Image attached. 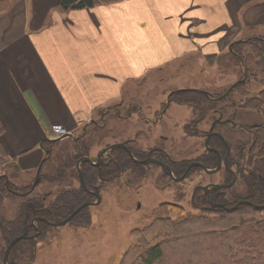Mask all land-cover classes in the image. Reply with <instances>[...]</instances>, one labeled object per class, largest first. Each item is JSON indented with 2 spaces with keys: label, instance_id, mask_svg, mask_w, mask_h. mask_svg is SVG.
<instances>
[{
  "label": "crops",
  "instance_id": "1",
  "mask_svg": "<svg viewBox=\"0 0 264 264\" xmlns=\"http://www.w3.org/2000/svg\"><path fill=\"white\" fill-rule=\"evenodd\" d=\"M264 28V0H121L63 11L59 0H0V169L42 160L51 127L73 128L122 89ZM199 67V68H201ZM5 161V162H4Z\"/></svg>",
  "mask_w": 264,
  "mask_h": 264
},
{
  "label": "flooded vegetation",
  "instance_id": "2",
  "mask_svg": "<svg viewBox=\"0 0 264 264\" xmlns=\"http://www.w3.org/2000/svg\"><path fill=\"white\" fill-rule=\"evenodd\" d=\"M252 38L238 40L227 47L228 55L231 56L233 63L236 61L245 67L239 72V78L231 84L226 93L215 94L204 90H179L170 92L165 102L161 104H117L119 102H115L97 110L82 125L67 128L69 136L66 138L71 140V148L66 146L64 158L70 160L72 165H64L61 160L55 170L59 172L57 174L60 175L61 180L67 178L65 171L67 173L76 172L79 180L77 188L64 187L63 183L60 182L55 189V183H49V177H47V173H44L43 166L51 159L53 148H56L54 146L59 145L62 140L55 141L54 138L48 140L53 146L52 148L41 149L43 157L35 169L38 183L32 187L29 184L30 186L23 185L20 189H13L11 183L6 182L9 188L8 194L18 198L19 201L14 206L13 218L5 219V216L2 215L3 206L1 204L5 196L0 198V237L4 238L2 240L4 252L2 251L0 264H20L27 249L30 250L29 248L32 246V250L35 252L36 241L39 238H46L50 230L63 227L57 226V224L65 220L67 222L64 227L77 224L80 228L85 225L91 220L89 213L84 223L85 212L101 205L103 198L100 192L112 180L118 181L117 184L121 188L127 187L128 182H132L131 180L151 182L154 186L159 184L166 187L173 182L172 180L181 183L195 170H202L208 176H221L219 178L220 183H205L204 185V193L202 194L205 198L203 197V199L209 206L212 205L211 201L214 203L213 207H218L223 203L240 204L239 201L244 196L243 202H248L252 206L264 207V197H257L259 198L257 199L250 193L246 198L245 194L236 196V194L241 193L240 190H237L239 193L236 190L230 191L238 180L242 182L241 187L247 189L245 184L252 182L255 175L256 177L261 174L264 175V169L260 170L258 162L254 168L246 166V163L250 164V159L252 162L254 157L252 156L253 148H258L259 157L264 160V38ZM238 47L239 49L236 50ZM240 47L247 50L246 54L240 50ZM231 52L238 56V60L233 57ZM247 55L255 58L251 68L247 64ZM188 93L202 96L203 104L195 96L188 100H181V102L177 99L179 96ZM172 105H179L190 111L191 117L187 120L186 118L181 120V122L185 121L181 124L183 129L186 125L195 128L204 122L208 125V129L204 131L205 138L202 151L194 158L192 157V160L187 157L172 159L169 141L167 140L170 132L165 128L172 127L176 123V120L171 117ZM249 116L256 118L249 121ZM110 117V120H114L112 121L113 125L118 124L117 130L121 134L120 140L99 145L95 150L97 154L91 156L95 141L89 137V130L94 127L97 131H105ZM129 123L133 125L131 129H128ZM198 129L199 131H196L195 128L194 135H191H201L203 130L199 127ZM226 132L231 138V142L225 138ZM233 138L234 141H232ZM82 146L84 152L80 151ZM56 155L60 159L59 149ZM179 156L177 155V157ZM195 158L199 160L196 161ZM155 169L160 171V178L157 183H154V174H152ZM56 171L55 175H57ZM90 173L91 177L89 176ZM45 180L51 190H43V192L37 193L36 187ZM212 186L222 187L214 189ZM226 191L231 192L229 199L226 198L224 202H221L220 197L224 198ZM31 194H34V197H31ZM71 194H77L79 200L77 203L67 206L64 203V198L71 196ZM262 195L264 194L262 193ZM50 197L52 199L48 200ZM83 205L85 206L75 214L76 210ZM14 222L20 224V229L11 234L8 233L7 236V232H10ZM19 237L21 238L8 249L10 243Z\"/></svg>",
  "mask_w": 264,
  "mask_h": 264
},
{
  "label": "rangeland",
  "instance_id": "3",
  "mask_svg": "<svg viewBox=\"0 0 264 264\" xmlns=\"http://www.w3.org/2000/svg\"><path fill=\"white\" fill-rule=\"evenodd\" d=\"M256 27L257 29L254 27L253 29H249L251 31L245 34V36L241 34L240 40L253 39L252 37L264 38V28H261V26ZM238 49L239 47L236 48V50ZM240 50L245 54L247 52V50L242 47H240ZM230 57L227 50L224 51L217 61L213 62V65L216 67L211 69L205 67L206 71H204L203 67L200 65L203 63V66H206L205 64L211 61L201 62L195 59L197 57H194V59L189 62V65L186 67L187 69H179V66L163 68L160 72H155V74L148 75L136 81L133 87L130 86L133 85L132 83L124 87L122 89L121 99L117 104H161L165 102L170 92L179 90H204L211 91L215 94L226 93L229 91L231 84L239 78V72L245 67L236 61L233 63ZM247 57L248 67L251 68L255 58H252L250 55H247ZM193 96H195L198 101H201V103L204 102L202 96L191 93L179 96L177 99L181 102V100H188ZM171 117L176 120V123H174L172 127L169 126L165 128L170 132L169 139L167 140L169 141L172 159L187 157L190 158L189 160H192V157L194 158L202 151L205 138L204 131L208 129V125L204 122V124L198 126L203 130L201 135L192 136L195 133V128L196 131H199L198 127L194 128L193 126L186 125L183 129L181 126V124L185 122H181V120L185 118L187 120L191 117L189 110L187 111L184 107L179 105H172ZM255 118L254 116H249V121ZM110 119L111 117L108 118V125L105 131H97L94 127L90 128L88 135L95 141L94 147L91 150V156L97 154L95 150L99 145H106L110 142L120 140L121 134L117 130L118 124L113 125L114 123H112V121L114 120ZM132 127V123H129L128 129ZM64 130L68 133L66 128ZM52 136L55 135L52 134ZM224 136L229 140L231 139L228 137L227 132ZM70 141V139L66 138L59 142L60 146L55 145L54 147L56 148H53L51 159L49 158L50 160L43 166L44 173H47V177H49V183H55V189L60 182L63 183L64 187H78L79 180L76 172L67 173V171H65L67 176L66 180H61L58 174L55 175V168L59 162L61 163L56 152L58 149H62V147L63 149H65L66 146L71 148ZM232 141H234V138ZM52 146L51 144H44L43 148H52ZM80 151L84 152L83 146L80 148ZM252 152V156H254L252 162L250 159V164L247 162L246 166L254 168L257 164H262L261 169H264V160L259 157L260 153L258 152V148H253ZM177 155L180 156L177 157ZM194 160H196V158ZM198 160L199 159L196 161ZM256 162L258 163L256 164ZM18 164L17 160L12 159L5 167H1L0 184L4 182L11 183L13 189H20L23 185L28 186L29 184L31 187L34 186L37 180L36 167L23 172L24 170H22ZM152 174H154V183H157L160 178V171L155 169ZM113 176L117 177L115 174H113ZM220 177L221 176L218 175L208 176L207 173H203L202 170H195L191 175L187 176L185 181L180 183V181L176 182L172 180L173 182L166 187L159 184L154 186L151 182L131 180L132 182H128L127 187L123 186V188H121L119 184H117L118 181L112 180L100 192L103 198L101 205L90 208L87 212L84 211V223L86 222L88 214H91V220L89 222H86V224L82 225L80 228H78L77 224H73L72 226H63L50 230L46 238H39L36 241L37 245L35 252H33L32 246L29 248L30 250L27 249L25 251L20 264H127L132 257V251L134 252L138 249L141 243H145V240H147L150 246H155L157 244L151 237L147 236L143 238V236L149 235V231L144 228L153 221V216L158 206L170 205V207L177 208L174 209L176 215H179L178 212L181 211V215L183 216L188 214L196 215L212 207L208 210L211 211L209 213L212 215L208 213L207 216L215 218L221 217L222 215L218 208L213 207V201H211L212 205L209 206V204L205 203L202 194L204 193L205 183H220ZM258 177L261 179L260 176ZM241 185L242 182L238 180L234 188L230 191L234 192L235 190H240L241 193L237 191L239 194H236V196L245 194L246 198H248V194H250V191L251 193L253 192L254 187L251 186L250 182L248 185L245 184L247 189L241 187ZM35 190L38 193L43 192V190H51V187L45 180L41 182V185L37 186ZM230 191L224 192V198L222 197L221 200L220 197L221 202H224L226 198L227 200L229 199ZM3 196H5V199H3L1 203L3 206L2 215L5 216V219H11L14 216V206L18 203L19 199L11 194H4ZM30 196L34 197V194ZM51 199L52 197L48 198V200ZM244 200L245 198L242 196L239 202H243ZM228 204L230 209L241 205H247L255 209L253 206L244 203ZM156 215L159 216L158 214ZM172 218L175 217L172 216ZM235 220L237 222H235ZM240 221L248 224L245 227L244 224L241 225V228L238 229L239 235L236 232L232 234L233 241L236 242L235 239L244 241L247 246L251 247L255 252L264 251V208L260 209L258 213H252L243 220L230 216L226 222L216 225L213 230L218 234L221 231L225 233V236H228L227 233L230 227H236ZM9 225H11V223H9ZM183 229L184 228L176 227L169 232L170 236L168 238L172 239L174 243L171 247L169 246L168 249H166L161 264L179 263V261L185 257L178 258L177 256L182 254L180 252L182 250L181 247H187L188 251L185 252L187 255H196L198 258L208 259V261L209 258H212L211 252L205 250L207 249L205 248L206 246L202 245L203 242H207L210 238L201 236V233H205L202 232L203 230L207 232L212 229L207 228L199 230L197 224L190 225L188 228ZM142 230H146V233H141ZM245 231L248 233L241 234ZM182 233L183 235L179 237ZM195 233L197 234V238L193 241V235ZM174 238H177V240L181 239V241H174ZM3 239V237H0V262L4 252ZM223 241H225V237L221 242L223 243ZM198 242L201 244L199 245ZM238 250L240 251V249ZM215 257L216 256L213 258L215 259Z\"/></svg>",
  "mask_w": 264,
  "mask_h": 264
},
{
  "label": "trees",
  "instance_id": "4",
  "mask_svg": "<svg viewBox=\"0 0 264 264\" xmlns=\"http://www.w3.org/2000/svg\"><path fill=\"white\" fill-rule=\"evenodd\" d=\"M116 1L118 2L121 0H59V6L63 11H71V10L74 11V10L92 8L99 3H112ZM231 53L233 57H235L238 60V56L233 52ZM2 131L3 129L0 125V135L2 134ZM44 144H52V143L48 140L43 141L40 146L41 149H43ZM2 152H3V148L1 146V141H0V154ZM64 152L65 150L62 147V149H60V154H61L60 160L63 161L64 165L67 166L72 165L70 160L68 159L65 160ZM261 168L262 166L260 165V170ZM57 173L59 174L58 171H56V174ZM91 173L89 174L90 177H91ZM260 177L261 179L259 177L254 176L252 182H250L251 186L254 187L252 192L254 198L264 197V195H262V193L264 194V175L261 174ZM244 183H246V181H244ZM8 189L9 188L6 182L0 184V198L4 194H8ZM78 200H79V196L77 194L75 195L71 194V196L69 197L65 196L64 203H66L67 206H71L74 203H77ZM174 209L177 208L170 207V205L167 204L158 206V209L155 211V215L153 216L154 218L153 221L151 222L150 225L144 228L149 231L148 233L149 235L146 236L141 235L143 236V238H146L147 236L151 237L153 240L156 241L157 244L155 246H150L147 243V240H145V243H141V246L138 249L136 250L134 249L135 250L134 252L132 251L131 254L132 257L130 261L127 262V264H161L166 249H168L169 246L171 247V245L174 243L172 239L168 238L170 236L169 232L171 231V229L173 228L175 229L176 227L185 229L193 224H197L199 226V230L207 229V228L212 229L211 231H207V232L203 230L202 232L205 233H201V236H204L205 238H210L207 242H203L202 245L206 246L205 248L207 249L205 250H209V252H211L212 258H209L208 261V259H204V258L201 259L198 258L196 255H192V256L187 255L185 254V252L188 251L187 247H181L182 250L180 252L182 254L177 256L178 258L179 257L182 258L184 256L185 257L181 259L179 263L174 262V264H264V251L255 252L252 250L251 247L247 246L246 242L237 239H235L236 242L233 241L232 234L236 232L239 235L238 229H240L241 225L243 224L244 227L247 226L248 223L240 221L238 222L236 227H230L229 232L227 233L228 236H225V233L221 231L218 234L213 230L216 225H220L221 223L226 222L228 218H230V216H234L236 218H239V220H243L246 217L250 216L252 213H258L259 210L250 208L247 205H241L237 209L233 210V212H226L218 208L222 216L215 218V217L207 216L208 213L211 212L208 211L211 208L205 211H201L199 214L196 215L188 214L185 216L181 215V211L178 212L179 215H176V211ZM156 214H158L159 216H157ZM172 216H174L175 218H172ZM0 218H1V214H0ZM235 222L237 221L235 220ZM19 229H20V224L18 222H14L11 225L10 232H7V236ZM146 230H142L141 233H146ZM244 233H248V232L245 231L242 232L241 234ZM182 235L183 233L180 234L179 237H181ZM193 236H194L193 241H195L197 238L196 237L197 234L195 233ZM224 237H225V241H223L222 243L221 241ZM173 240L175 241L177 240V238H174ZM178 241H181V239L177 240V242ZM198 243L199 245L201 244L200 242ZM238 249H240V251ZM214 256H216L217 258L215 257L214 259L213 258Z\"/></svg>",
  "mask_w": 264,
  "mask_h": 264
},
{
  "label": "water",
  "instance_id": "5",
  "mask_svg": "<svg viewBox=\"0 0 264 264\" xmlns=\"http://www.w3.org/2000/svg\"><path fill=\"white\" fill-rule=\"evenodd\" d=\"M66 137H68V135L67 136H64V137H61L60 139H57V140H55V141H60V140H62V139H64V138H66ZM38 183V180H36L35 181V183H34V185H36ZM214 189H218V188H221L222 186H212ZM240 203H245V204H250V203H248V202H240ZM251 205V204H250ZM85 205H83V206H81L80 208H78L77 210H76V212H75V214L79 211V210H81L83 207H84ZM252 206V205H251ZM219 207H223L222 205H219ZM253 207L255 208V209H257V210H260V209H262V208H264V207H262V206H254L253 205ZM235 208V207H234ZM234 208H232V209H230V210H234ZM66 222H67V220H65L64 222H62V223H60V224H57V226H64L65 224H66ZM21 237H19V238H16L15 240H13L11 243H10V245H9V247H8V249L16 242V241H18V239H20ZM7 249V250H8Z\"/></svg>",
  "mask_w": 264,
  "mask_h": 264
},
{
  "label": "built area",
  "instance_id": "6",
  "mask_svg": "<svg viewBox=\"0 0 264 264\" xmlns=\"http://www.w3.org/2000/svg\"><path fill=\"white\" fill-rule=\"evenodd\" d=\"M52 132L55 135V137H61L67 134L64 128L61 126H53Z\"/></svg>",
  "mask_w": 264,
  "mask_h": 264
},
{
  "label": "bare ground",
  "instance_id": "7",
  "mask_svg": "<svg viewBox=\"0 0 264 264\" xmlns=\"http://www.w3.org/2000/svg\"><path fill=\"white\" fill-rule=\"evenodd\" d=\"M204 198H205V196H204ZM221 200H222V197H221ZM223 207H217V208H220L221 210H224V211H226V212H233V210H230V208H229V206H228V204H224L223 203V205H222ZM215 207V206H214ZM212 208V207H211ZM217 208H215V209H217ZM238 207H236L235 209H237ZM234 209V210H235Z\"/></svg>",
  "mask_w": 264,
  "mask_h": 264
}]
</instances>
